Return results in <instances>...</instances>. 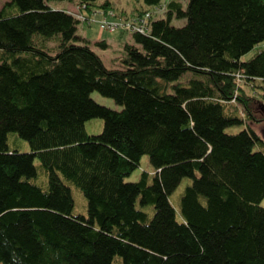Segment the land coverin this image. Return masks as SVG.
Returning a JSON list of instances; mask_svg holds the SVG:
<instances>
[{
    "label": "trees",
    "instance_id": "trees-1",
    "mask_svg": "<svg viewBox=\"0 0 264 264\" xmlns=\"http://www.w3.org/2000/svg\"><path fill=\"white\" fill-rule=\"evenodd\" d=\"M48 1L0 3V264H264V0ZM93 6L130 33L109 64Z\"/></svg>",
    "mask_w": 264,
    "mask_h": 264
},
{
    "label": "rangeland",
    "instance_id": "rangeland-1",
    "mask_svg": "<svg viewBox=\"0 0 264 264\" xmlns=\"http://www.w3.org/2000/svg\"><path fill=\"white\" fill-rule=\"evenodd\" d=\"M110 1L114 9L119 10L121 7H123L126 11L131 9V4L132 5L138 4L137 0H110ZM48 2L51 6L55 8L64 7L70 10L76 9L74 3L66 1V0H49ZM0 3H1V0H0ZM82 12L83 14L88 16L89 20L88 21L82 20L76 24L77 33L81 35L82 37L86 38L87 40H89V42H91V45H92V42L96 39H104L105 41H107L109 45L106 49L98 48L96 46H91V47L98 54H100V57L105 64H109L110 59L119 53L120 43L123 40L130 39L129 37L130 33H128L129 30L126 28H122L118 25L116 27L110 26L108 28L99 27L98 22L102 20V18L104 17V14H102V12H100L96 6L90 7L88 10L83 9ZM116 13H119V12H116ZM105 18L109 20L112 19L111 16H105ZM182 21L183 19L171 18L170 23L178 25V24H181ZM259 47H260V43H257L256 45L251 47L249 50H247L241 55L242 59L248 58ZM243 89H244V93L252 95L251 101H253V104L255 105V107L260 109L261 113L264 114V111L261 109V105H264V102H262L260 99H259L260 102H258V98L257 99L254 98V95H255L254 90H253L254 88L251 89L248 86L246 87L243 86ZM91 97L97 102L108 105L110 107H113V108L119 107V105L115 104L111 98L101 96L96 91L91 92ZM239 109L240 107H238V110ZM257 114L258 113L254 111V115H257ZM258 117H260V115ZM101 122H102L101 119L98 117L87 120L85 122L86 131L88 133H95L99 131L101 127ZM253 124H255L254 125L255 129L259 133V135L264 137V120H259ZM240 127L241 125H230V126L225 127V131L234 132L238 130ZM13 138H14V134L9 133L8 141L10 145H13L14 143H16L17 145H19V148L21 150L29 149V145L24 139L18 138V140L15 141L13 140ZM151 169L152 167L150 163L148 162L147 156L143 154L141 155L139 159L137 167H135L130 172V174L124 178L126 180H134L139 176V173L141 170H145L149 172L151 171ZM188 182H189V179L186 177H183L180 180L179 184L175 187V189H173L171 193L169 194L170 203L175 208L177 207V203H178V195L180 191H182L184 184ZM73 191H76V190H73ZM75 198L78 202L81 201V199L76 194H75ZM258 204L261 206H264V196H262L259 199ZM74 207L76 211H79V209L81 208V204L80 203L77 204L74 202Z\"/></svg>",
    "mask_w": 264,
    "mask_h": 264
},
{
    "label": "built area",
    "instance_id": "built-area-1",
    "mask_svg": "<svg viewBox=\"0 0 264 264\" xmlns=\"http://www.w3.org/2000/svg\"><path fill=\"white\" fill-rule=\"evenodd\" d=\"M163 4L164 3L162 2V3H160L157 6H159V8H162ZM147 14L148 13L145 12L144 16H147ZM77 17L80 18V16H77ZM115 24H116L115 22L105 21L103 19L98 22L99 27H107V28L110 27V26H114ZM143 25H144V19L141 17V18H139V20H138V22L136 24H130L129 27H131L132 29L141 31V30H143Z\"/></svg>",
    "mask_w": 264,
    "mask_h": 264
},
{
    "label": "water",
    "instance_id": "water-1",
    "mask_svg": "<svg viewBox=\"0 0 264 264\" xmlns=\"http://www.w3.org/2000/svg\"><path fill=\"white\" fill-rule=\"evenodd\" d=\"M261 109L264 111V105H261ZM264 138V137H263Z\"/></svg>",
    "mask_w": 264,
    "mask_h": 264
},
{
    "label": "crops",
    "instance_id": "crops-1",
    "mask_svg": "<svg viewBox=\"0 0 264 264\" xmlns=\"http://www.w3.org/2000/svg\"><path fill=\"white\" fill-rule=\"evenodd\" d=\"M107 42V41H106ZM108 43V42H107Z\"/></svg>",
    "mask_w": 264,
    "mask_h": 264
},
{
    "label": "bare ground",
    "instance_id": "bare-ground-1",
    "mask_svg": "<svg viewBox=\"0 0 264 264\" xmlns=\"http://www.w3.org/2000/svg\"><path fill=\"white\" fill-rule=\"evenodd\" d=\"M153 5V4H152Z\"/></svg>",
    "mask_w": 264,
    "mask_h": 264
}]
</instances>
